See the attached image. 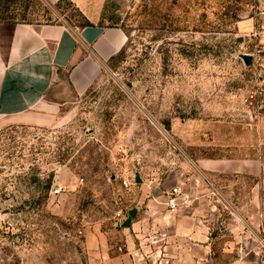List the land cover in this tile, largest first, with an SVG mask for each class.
Returning a JSON list of instances; mask_svg holds the SVG:
<instances>
[{
  "label": "rangeland",
  "instance_id": "1",
  "mask_svg": "<svg viewBox=\"0 0 264 264\" xmlns=\"http://www.w3.org/2000/svg\"><path fill=\"white\" fill-rule=\"evenodd\" d=\"M0 12L129 38L45 124L0 117V264H90L80 231L98 226L118 249L113 227L192 168L218 190L213 264L255 250L264 264V0H1Z\"/></svg>",
  "mask_w": 264,
  "mask_h": 264
},
{
  "label": "crops",
  "instance_id": "2",
  "mask_svg": "<svg viewBox=\"0 0 264 264\" xmlns=\"http://www.w3.org/2000/svg\"><path fill=\"white\" fill-rule=\"evenodd\" d=\"M128 41L127 33L115 26L0 22V117L45 124L65 101L84 95ZM192 169L179 171L151 189L152 196L141 199L143 209L137 207L132 225L113 231L123 237L124 250L119 254L98 226L80 231L90 264L213 261L207 235L213 213L209 215L207 208L219 201L212 200L210 175ZM187 177L203 181L197 186ZM175 186L181 189V207L171 212L166 196ZM254 252V257L235 252L230 264H260Z\"/></svg>",
  "mask_w": 264,
  "mask_h": 264
},
{
  "label": "built area",
  "instance_id": "3",
  "mask_svg": "<svg viewBox=\"0 0 264 264\" xmlns=\"http://www.w3.org/2000/svg\"><path fill=\"white\" fill-rule=\"evenodd\" d=\"M255 37L257 35H254ZM254 58V55H253ZM187 182H193L194 184H196L197 186L201 184V182L203 181L202 179L199 178H195V179H186ZM130 181L128 180H124V182L122 184H124L125 187H128L130 185ZM64 190V187L62 185H56L52 188L51 190V194L52 195H59L62 191ZM211 194L215 197L218 196V190L216 189H212L211 190ZM181 196V189L177 186L170 188V191L168 192L167 196H166V205L168 207L167 210L171 211V212H175L178 211L181 207L180 203H179V199Z\"/></svg>",
  "mask_w": 264,
  "mask_h": 264
},
{
  "label": "water",
  "instance_id": "4",
  "mask_svg": "<svg viewBox=\"0 0 264 264\" xmlns=\"http://www.w3.org/2000/svg\"><path fill=\"white\" fill-rule=\"evenodd\" d=\"M242 60L244 61L246 66H249L253 60V55H247V53L245 55H241ZM135 184H139L142 183V179L139 175V173L135 174ZM137 212H138V208L135 207L131 210L128 211V217L125 218V220L119 225V227H116V229L122 228V229H126L129 228L132 225V222L136 219L137 217ZM209 264H213V261L210 260Z\"/></svg>",
  "mask_w": 264,
  "mask_h": 264
},
{
  "label": "trees",
  "instance_id": "5",
  "mask_svg": "<svg viewBox=\"0 0 264 264\" xmlns=\"http://www.w3.org/2000/svg\"><path fill=\"white\" fill-rule=\"evenodd\" d=\"M1 1V0H0ZM24 20V19H23ZM0 22H12V23H15V17H9L8 15H6V13L5 12H0ZM20 23H22V22H20ZM92 24H88V26H91ZM85 26H87V25H85ZM87 26V27H88ZM64 158H66V156H63V157H61L60 158V160H58V162L59 163H62L63 161H64ZM111 176V175H110ZM51 183V180L49 181V184L47 185L48 187L47 188H50V186L49 185H51L50 184ZM116 227H119V225H115L114 227H113V231L114 230H118V232H119V230H120V228L119 229H116ZM116 250V254H119L120 253V251H123L124 250V247H123V245L122 246H119L118 247V249H115Z\"/></svg>",
  "mask_w": 264,
  "mask_h": 264
}]
</instances>
